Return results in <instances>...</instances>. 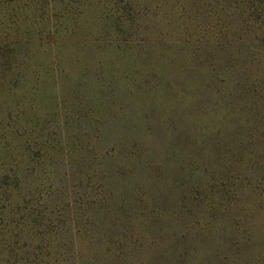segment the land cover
I'll use <instances>...</instances> for the list:
<instances>
[{
  "label": "rangeland",
  "instance_id": "1",
  "mask_svg": "<svg viewBox=\"0 0 264 264\" xmlns=\"http://www.w3.org/2000/svg\"><path fill=\"white\" fill-rule=\"evenodd\" d=\"M245 41L264 0H0V264H264L261 155L203 135Z\"/></svg>",
  "mask_w": 264,
  "mask_h": 264
},
{
  "label": "trees",
  "instance_id": "2",
  "mask_svg": "<svg viewBox=\"0 0 264 264\" xmlns=\"http://www.w3.org/2000/svg\"><path fill=\"white\" fill-rule=\"evenodd\" d=\"M243 46V53L246 54L240 60L241 69L238 72L223 71L222 73H209L208 87L205 93L207 100L216 96V103L223 110V116L230 120V123L219 125H211L213 130L207 126L203 127V135L207 146H219L220 150L230 148L237 153L246 152L249 157V162H252L253 157L261 155V169L264 166V60L257 65L254 76L248 70H245L249 61V53L251 46L248 41ZM249 52V53H248ZM224 64V63H223ZM259 71V73H258ZM220 74L223 78V85L220 93H215L212 88L214 77ZM230 135V136H229ZM233 135V137H232ZM212 141V143L210 142ZM257 154V155H256ZM251 155V156H250ZM259 161V158H256ZM46 162H52L46 160ZM83 164L74 179H82L89 184L90 179L96 181L97 184L106 189H118L121 176L118 172L116 161L98 160L97 162ZM46 164V163H45ZM42 177L45 175L42 174ZM52 179V175L46 176ZM41 179V178H40ZM62 181L64 177H61ZM99 181V182H98Z\"/></svg>",
  "mask_w": 264,
  "mask_h": 264
}]
</instances>
